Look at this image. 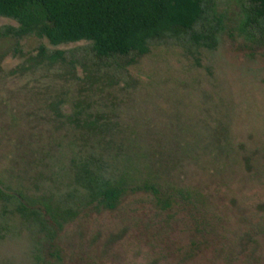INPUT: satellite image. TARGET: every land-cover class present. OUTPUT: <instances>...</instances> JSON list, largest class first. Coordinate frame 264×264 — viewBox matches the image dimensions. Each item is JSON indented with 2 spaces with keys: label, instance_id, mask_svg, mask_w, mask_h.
I'll return each instance as SVG.
<instances>
[{
  "label": "rangeland",
  "instance_id": "obj_1",
  "mask_svg": "<svg viewBox=\"0 0 264 264\" xmlns=\"http://www.w3.org/2000/svg\"><path fill=\"white\" fill-rule=\"evenodd\" d=\"M212 2L193 31L217 20L214 48L166 34L104 59L87 42L17 40L0 17V187L76 215L52 236L1 201L0 264H264V43L229 34L249 0ZM82 166L126 183L114 211L88 206ZM149 180L198 207L159 211L131 190Z\"/></svg>",
  "mask_w": 264,
  "mask_h": 264
},
{
  "label": "trees",
  "instance_id": "obj_2",
  "mask_svg": "<svg viewBox=\"0 0 264 264\" xmlns=\"http://www.w3.org/2000/svg\"><path fill=\"white\" fill-rule=\"evenodd\" d=\"M212 0H0V17L12 19L16 28L5 34L20 40L27 36L45 39L51 46L87 42L98 59L138 56L148 53V42L166 34L188 35L208 48L216 46V34L223 29L216 25H201V32L194 33L197 23L204 21ZM245 25L231 28L229 34L245 32L264 43V0H249ZM252 32L256 35H253ZM61 52L55 54L61 56ZM93 122L88 129L95 130ZM78 179L88 193V206L96 212L114 211L130 191L126 183L110 182L86 166L80 167ZM156 181V180H155ZM133 192L152 198L153 205L161 212L187 211L198 207L194 193L182 189L164 188L152 180L136 185ZM18 202V211L36 218L40 224L52 229V236L73 218L75 213L59 211L49 203H29L21 196L8 193L0 187V202ZM59 251L53 249L50 258L62 261Z\"/></svg>",
  "mask_w": 264,
  "mask_h": 264
}]
</instances>
